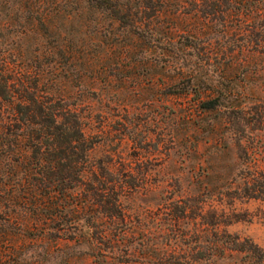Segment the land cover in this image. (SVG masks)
I'll list each match as a JSON object with an SVG mask.
<instances>
[{
  "label": "rangeland",
  "instance_id": "374dc122",
  "mask_svg": "<svg viewBox=\"0 0 264 264\" xmlns=\"http://www.w3.org/2000/svg\"><path fill=\"white\" fill-rule=\"evenodd\" d=\"M16 8L0 4V16ZM221 43L224 60L234 54V74L198 75L207 83L201 97L232 91L214 110L183 93L187 79L165 95L164 75L144 68L99 82L95 93L86 78L69 85L81 92L76 104L92 143L86 185L75 190L89 204L78 227L94 224L54 238L1 208L0 264H255L250 250L264 254V203L239 197L238 187L245 166L264 167V62L260 74L242 75L240 41ZM239 107L252 109L246 119ZM95 194L101 206L91 203Z\"/></svg>",
  "mask_w": 264,
  "mask_h": 264
},
{
  "label": "trees",
  "instance_id": "16d2710c",
  "mask_svg": "<svg viewBox=\"0 0 264 264\" xmlns=\"http://www.w3.org/2000/svg\"><path fill=\"white\" fill-rule=\"evenodd\" d=\"M0 4L17 7L0 16V218L1 208L13 221L27 216L30 222L23 224H40V233L54 238L94 224L85 219L78 227L89 204L77 198L75 190L86 185L82 175L92 143L76 104L81 92L68 90L69 85L86 78L87 92L95 93L99 82L110 85L118 75L144 68L147 75H164L165 95L176 93L179 78L187 79L183 93L195 92L203 110H214L232 91L209 87L212 92L201 97L207 83L198 75H208L210 68L225 78L234 74V54L229 51L228 60L223 56L225 36L240 41V74L263 70L264 0ZM259 106L264 122V107ZM238 109L243 119L252 111ZM240 175L239 197L264 203V167L247 165ZM95 195L91 203L101 206L102 199ZM103 210L106 215L113 212ZM250 252L255 264H264L263 253Z\"/></svg>",
  "mask_w": 264,
  "mask_h": 264
}]
</instances>
